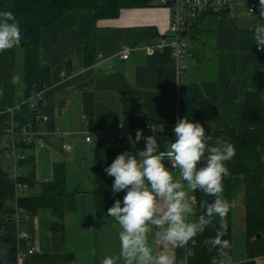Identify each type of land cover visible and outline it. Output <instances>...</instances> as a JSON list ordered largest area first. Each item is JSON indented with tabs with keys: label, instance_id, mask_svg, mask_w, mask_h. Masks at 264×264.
<instances>
[{
	"label": "crops",
	"instance_id": "1",
	"mask_svg": "<svg viewBox=\"0 0 264 264\" xmlns=\"http://www.w3.org/2000/svg\"><path fill=\"white\" fill-rule=\"evenodd\" d=\"M258 16L238 8L234 14L206 13L192 21L183 35L186 68L180 76L170 46L152 52L145 48L148 43L169 40L171 12L160 0L124 9L115 18L97 19L90 9L67 12L59 25L42 28L39 36V62L50 67L52 82L61 74L68 75L66 81L43 95L54 106L55 128L66 133L73 148L77 136L124 123L136 113L166 130L185 116L199 122L207 133L213 128L237 126L246 94L259 92L264 96V50H257L254 30L250 31L262 22ZM124 46L135 48L128 60L117 57ZM23 95L14 99L18 101ZM0 96L2 105V90ZM39 121L40 128H46L47 116ZM131 140L127 151L135 154L145 148L143 139L138 143H134L135 137ZM170 140L174 142L175 136H158L161 151ZM88 145L93 148L95 143ZM42 149L53 154L51 175L44 179L37 167V154ZM25 151L24 173L33 182L29 193L41 191V184L53 179L56 163L65 166L75 156L74 148L68 154L58 137H48L42 146ZM92 158L94 163L93 151ZM94 182L89 189L73 191L67 183L74 205L64 215L41 208L28 218L26 229L36 253L73 254L76 264H100L106 255H118L119 227L107 212L98 218ZM190 196L197 203V192ZM243 200L244 180L236 176L233 212ZM183 256L182 249L176 250V264ZM260 258L264 256L256 258L257 264Z\"/></svg>",
	"mask_w": 264,
	"mask_h": 264
},
{
	"label": "trees",
	"instance_id": "2",
	"mask_svg": "<svg viewBox=\"0 0 264 264\" xmlns=\"http://www.w3.org/2000/svg\"><path fill=\"white\" fill-rule=\"evenodd\" d=\"M155 0H0V11H11L20 23L22 40L19 47L24 57V95L26 99L33 90L53 87L51 69L39 62V36L44 27H55L62 17L70 11L93 10L97 19L118 17L124 9L150 6ZM0 53V90L3 91L2 106L15 104V86L13 82L16 48ZM44 94V96H45ZM41 100L37 110L25 105L18 114L22 124L40 127L39 114L47 116L45 126L55 129L53 105ZM19 101V100H18ZM131 127H143L153 123L144 115L136 113L125 122ZM92 126H95V122ZM6 118H0V138L4 135ZM208 133L213 137L226 140L235 146V156L227 162L230 175L224 180V197L232 202L226 217L227 234L223 237L230 241L228 257L232 255L233 239V179L236 176L244 180L245 203V258L240 264H257L256 258L264 256V96L259 92H248L238 113V124L229 128H213ZM162 135V134H160ZM132 145L131 138L114 141L96 142L93 157L96 167L94 196L97 215L102 219L115 199L123 200L124 191L113 196L114 177L108 176L104 169L111 165L118 154L125 152ZM32 148L28 146H23ZM26 180L33 186L28 177ZM30 191V190H29ZM14 185L8 174V161L5 151L0 150V251L4 252L3 264H17V245L15 224L12 220L13 207L11 200ZM211 201L213 197L197 192V216L201 214V201ZM27 213L31 216L41 208H52L57 214L64 215L73 209L74 196L67 191V175L63 163L54 165L53 179L41 184V191L26 193L20 199ZM218 219L209 225L203 234L195 237L196 244L190 249L189 264H212L219 258L215 248L209 249L204 240L214 237L219 227ZM262 237L257 239V235ZM24 264H76L73 254H40L34 253L25 258Z\"/></svg>",
	"mask_w": 264,
	"mask_h": 264
},
{
	"label": "clouds",
	"instance_id": "3",
	"mask_svg": "<svg viewBox=\"0 0 264 264\" xmlns=\"http://www.w3.org/2000/svg\"><path fill=\"white\" fill-rule=\"evenodd\" d=\"M259 20L250 29L258 51L264 50V0H260ZM22 32L11 11H0V53L20 45ZM20 81L18 75L13 82ZM152 131L155 132L153 127ZM175 140L161 145L155 135L144 136L137 129L135 142L142 139L145 148L135 154L117 155L105 173L114 177L112 193L124 191L123 200L115 199L107 214L119 227L118 255H106L100 264H176V250L185 248L218 219L214 237L204 240L215 248L219 259L227 264L230 241L226 217L232 202L224 197V180L230 175L227 162L236 154L235 146L213 137L199 122L186 116L173 128ZM191 192H200L213 200L201 201L197 216L196 200ZM3 253L0 252V256ZM185 264L187 262L185 261Z\"/></svg>",
	"mask_w": 264,
	"mask_h": 264
},
{
	"label": "built area",
	"instance_id": "4",
	"mask_svg": "<svg viewBox=\"0 0 264 264\" xmlns=\"http://www.w3.org/2000/svg\"><path fill=\"white\" fill-rule=\"evenodd\" d=\"M160 4L169 8L171 12L169 40L163 39L155 44L148 43L145 48L152 52L154 49L162 50L165 46H170L177 62L178 73L181 76L186 68L185 58L187 53V44L183 35L192 21L206 13L234 14L238 8H242L247 14H259L260 0H160ZM134 49L131 46L122 47L117 54L118 59L128 60ZM67 78V74H61L54 85L66 81ZM48 89L49 87L38 88L33 90L26 99L19 100L13 105H0V118H6L4 135L0 138V150L5 151L9 178L14 185V194L10 203L13 207L12 220L15 224L17 264H24L27 256L36 253L33 238L26 229V222L30 215L20 205V199L31 189V185L26 180L24 173V161L27 158V154L23 146L38 148L45 144L48 137H58L62 140L63 149L68 154L73 152L72 146L65 138V132L57 128L50 130L45 127L36 128L32 125L22 124L17 117L25 105H29L34 110L40 108L43 95ZM40 117L42 118L43 115L39 114L38 118L40 119ZM151 127L155 129V132L152 131ZM137 129L143 130V135H155L157 140L160 134H166L169 137L175 136L173 129L166 130L156 123H150L138 128L119 123L116 126H109L98 131H89L85 140L88 144H94L100 141L134 138ZM195 244L196 240L195 243L189 242L182 249L184 254L182 264H185V261L189 264V252ZM217 259L219 258H215L212 264ZM240 263L242 262L233 261L231 256L227 257V264Z\"/></svg>",
	"mask_w": 264,
	"mask_h": 264
},
{
	"label": "rangeland",
	"instance_id": "5",
	"mask_svg": "<svg viewBox=\"0 0 264 264\" xmlns=\"http://www.w3.org/2000/svg\"><path fill=\"white\" fill-rule=\"evenodd\" d=\"M18 75L20 81L14 83L15 86V95L20 96L24 94V57L22 50L16 48V59H15V68L14 76ZM3 97L0 96V103ZM85 134L77 136L75 145L73 144L75 156L74 159H68L65 163L67 171V183L68 190L73 191L78 187L83 189H89L93 185L95 180V166L92 158V146L88 145L85 141ZM30 155V154H29ZM58 155V154H57ZM53 154L41 150L37 154V167L38 174L42 179L49 177L51 175L50 166L53 161ZM191 191L189 194L191 195ZM233 218V245H232V255L231 258L235 262H243L245 260V203L240 202V205L237 208H234L232 215ZM264 258H260V264H263ZM183 260H180L182 264Z\"/></svg>",
	"mask_w": 264,
	"mask_h": 264
},
{
	"label": "water",
	"instance_id": "6",
	"mask_svg": "<svg viewBox=\"0 0 264 264\" xmlns=\"http://www.w3.org/2000/svg\"><path fill=\"white\" fill-rule=\"evenodd\" d=\"M261 237H262V235L261 234H258L256 238L257 239H260ZM0 252L3 253V255L0 256V264H3L4 263V252L3 251H0Z\"/></svg>",
	"mask_w": 264,
	"mask_h": 264
}]
</instances>
